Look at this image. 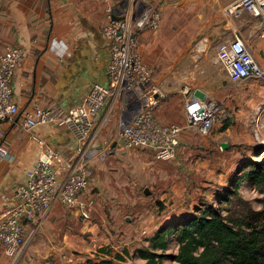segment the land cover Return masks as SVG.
<instances>
[{
  "label": "crops",
  "instance_id": "obj_1",
  "mask_svg": "<svg viewBox=\"0 0 264 264\" xmlns=\"http://www.w3.org/2000/svg\"><path fill=\"white\" fill-rule=\"evenodd\" d=\"M157 1L168 9L157 30L139 34L137 50L161 82L156 120L160 124L176 123L184 127L174 158L161 160L152 150L123 147L118 138L122 111L118 100L108 101L94 120V145L105 150V156L95 157L90 162L91 177L83 195L84 201H92L89 219L55 202L39 217L35 227L25 226L28 239L14 255L0 247V264H84L76 260L80 255L76 256L75 251L92 252L87 257L93 258V253L97 252L93 248L95 240L97 248L102 245L119 252L136 236L138 227L147 225L148 228L157 222L155 218L147 222L153 208L151 198L111 200L103 192L107 188V192L119 194L120 187H127L129 181L136 187L156 186L155 193L160 195L161 201L157 207L162 203L175 211L164 216L161 223L186 212L181 198H168L165 189H174V178L184 169L183 156L194 152L193 155L201 159L205 152L195 147L205 149L209 138L186 127L184 100L194 96L212 100L223 109L231 105L233 82L216 62V48L212 43L218 44L234 36L240 38L264 70V37L258 35L259 23H255L256 30L251 31L248 20L225 14L224 7L231 0H210V4L207 0L187 2L188 11H193L192 16L200 21L194 34L187 31L182 20L172 18L179 10L170 4L178 0ZM105 20L102 0H0V53L7 46L23 48L11 79L13 101L19 113L0 121V147L8 153L6 158L0 159V196L11 192L37 158L39 148L22 127L24 113L34 103L57 104L64 108L75 106L92 84L107 83L108 51L100 30ZM194 35H200L202 41L193 50L186 51L176 45L191 40ZM34 131L48 145L62 152L68 153L76 146V140L63 128L45 124ZM223 142H219L220 147ZM197 163L207 162L197 160ZM184 190L180 188L177 192ZM5 205L0 197V213ZM125 208L135 209L137 213L131 216L121 212ZM176 208L179 214H175Z\"/></svg>",
  "mask_w": 264,
  "mask_h": 264
},
{
  "label": "built area",
  "instance_id": "obj_2",
  "mask_svg": "<svg viewBox=\"0 0 264 264\" xmlns=\"http://www.w3.org/2000/svg\"><path fill=\"white\" fill-rule=\"evenodd\" d=\"M102 1L106 20L100 30L108 51L107 83L92 84L75 106L64 108L57 104L34 103L24 113L22 127L39 150L35 163L24 172L23 178L13 185L11 192L0 196L6 204L0 213V247L9 255H14L27 241L25 226L35 227L39 217L57 201L89 219L92 201H84L83 195L91 177L90 162L95 157L105 156V150L94 145V120L108 101L118 100L122 111L118 138L123 147L152 150L161 160L172 159L176 154L184 127L176 123L160 124L156 120L161 82L137 50L139 34L160 27L164 4L157 0ZM243 11L259 18L258 35L264 37V0H231L224 7L225 14L233 17ZM22 55L20 46H7L0 53V121L19 113L13 101L11 79ZM215 60L233 83L255 79L260 84L263 101L255 108L252 119L256 128L262 126L264 70L236 36L217 44ZM183 105L186 127L202 135L208 134L217 120L228 116L212 100L191 96ZM45 124L65 129L76 140L74 149L65 153L48 145L34 131ZM253 131L256 135L258 130ZM7 156L6 150L0 147V159ZM94 243L98 245L96 240Z\"/></svg>",
  "mask_w": 264,
  "mask_h": 264
},
{
  "label": "rangeland",
  "instance_id": "obj_3",
  "mask_svg": "<svg viewBox=\"0 0 264 264\" xmlns=\"http://www.w3.org/2000/svg\"><path fill=\"white\" fill-rule=\"evenodd\" d=\"M192 1L194 0H178L171 3L170 6L179 10V14H175V16H172V18L176 21L182 20L184 25H186L187 31L194 34L195 28L199 26L200 21L192 16L194 14L193 11H188L187 5ZM187 2L189 3L186 4ZM207 2L209 3L210 0H207ZM164 7L165 10L168 9V6ZM235 19L248 20L250 23L249 29L251 31L256 30L255 23H259L260 21L259 18L251 16L245 11H243ZM199 41L200 35H194L191 40L176 43V45H178L180 49L185 48L186 51H188L193 50L202 40L200 42ZM208 45L209 43H207V48ZM212 45H214L216 48L217 44L212 43ZM232 86L234 88L233 103L224 108V111L227 112L228 116L224 119L217 120L210 132L205 135V137L209 138V143L207 145L209 148L206 147L205 149H202L199 146L195 147V149L199 151L203 150L205 152L201 159H198L196 154L193 155L194 152L185 154L181 159L184 169L180 170V176L175 177L177 180L174 178L172 184L174 185V189H171L170 187L165 189V193L167 194L168 198L175 196L181 198V206L182 208H185L187 213L192 211L195 204L198 205L201 200L213 202L214 193L223 187L228 186V178L240 161L249 157L251 160L258 161L259 158L264 154L263 151L260 156L253 155L254 150L264 147V115L260 119L261 124L263 125H257V128L255 127V122H253L252 119L255 108L263 101L261 95L262 89L258 86V82L255 79L236 82L233 83ZM262 112L264 113V108ZM253 129L258 130L256 135L254 134ZM220 141L226 142L227 148H224L223 146L220 147ZM219 152L221 155H216ZM192 157L195 158L192 159ZM197 160L199 162L206 161L207 163H204V165H200V163L195 164ZM172 185L170 184L169 186ZM155 188L156 186H148L145 184L136 187V184L129 181L127 187H120L119 194L109 193L107 192V188L103 190L105 195H108L107 198L110 197L109 199L111 200H116L115 198L121 200L122 197H131L136 201L148 198H151L152 201L151 205L153 208L150 211L151 218L149 221H146L149 224L151 220L155 218L157 221L154 225L155 227L153 225L148 228H146L147 225L142 226V228L138 227V231L135 234L136 236L131 238L129 245H124V249L128 250V254L125 255V264H142L144 262L140 257L134 254L135 250L148 245V238L156 231L157 228H159L160 225L163 224L161 222L164 220V216L173 211L166 208V205L162 203L157 207V203L160 200V195L157 192L155 193ZM180 188L185 190L183 192H177ZM123 189H127L125 191L127 194H125ZM145 190L146 193L144 192ZM239 193L243 199L249 201V204L252 208L259 209L262 206L261 200L264 198L263 194L259 193L256 188L247 181H242L240 183ZM222 208L224 209V205H222ZM175 210V214H179L177 213V208ZM121 212L129 213L131 216H133L137 213V210L125 208ZM142 229H145L146 232L142 233ZM89 245L92 246L91 244ZM93 248L97 252H100L99 250H101L97 248V245H95ZM176 249L177 244L173 236H169L165 253H175ZM97 252L93 253V258L97 259L99 256L103 255L102 252L101 255H97ZM89 253L92 252L82 251L81 253L75 251L76 256L80 255V257L76 260H78V262H84L85 258L90 255ZM161 264L178 263L171 258H166L162 260Z\"/></svg>",
  "mask_w": 264,
  "mask_h": 264
},
{
  "label": "trees",
  "instance_id": "obj_4",
  "mask_svg": "<svg viewBox=\"0 0 264 264\" xmlns=\"http://www.w3.org/2000/svg\"><path fill=\"white\" fill-rule=\"evenodd\" d=\"M263 151L264 147L257 148L253 155L260 156ZM242 181L264 196V154L258 161L250 157L240 161L228 178V186L214 193L213 202L201 200L192 211L172 217L134 254L144 261L142 264H161L166 258L178 264H264V198L259 209L252 208L239 193ZM169 236L177 244L172 254L165 253ZM99 251L101 258L87 257L84 264L126 262L128 250L124 248L118 252L102 247Z\"/></svg>",
  "mask_w": 264,
  "mask_h": 264
},
{
  "label": "water",
  "instance_id": "obj_5",
  "mask_svg": "<svg viewBox=\"0 0 264 264\" xmlns=\"http://www.w3.org/2000/svg\"><path fill=\"white\" fill-rule=\"evenodd\" d=\"M221 145H222L223 147H225V148L227 147V146H226V143H224V142H223ZM144 192L146 193V190H145Z\"/></svg>",
  "mask_w": 264,
  "mask_h": 264
},
{
  "label": "bare ground",
  "instance_id": "obj_6",
  "mask_svg": "<svg viewBox=\"0 0 264 264\" xmlns=\"http://www.w3.org/2000/svg\"><path fill=\"white\" fill-rule=\"evenodd\" d=\"M200 48L203 50V47H202V45H200Z\"/></svg>",
  "mask_w": 264,
  "mask_h": 264
}]
</instances>
